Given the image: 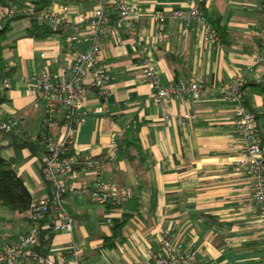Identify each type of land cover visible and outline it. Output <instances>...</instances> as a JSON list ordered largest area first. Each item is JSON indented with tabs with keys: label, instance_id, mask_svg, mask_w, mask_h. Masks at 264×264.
Returning <instances> with one entry per match:
<instances>
[{
	"label": "crops",
	"instance_id": "crops-1",
	"mask_svg": "<svg viewBox=\"0 0 264 264\" xmlns=\"http://www.w3.org/2000/svg\"><path fill=\"white\" fill-rule=\"evenodd\" d=\"M130 2L140 15L138 35L154 43L146 56L163 86L177 80L197 81L206 95L196 100L168 98L164 109L170 118L164 120L126 35L123 45L99 41L110 91L99 97L87 87L86 120L78 127L75 147L104 158L107 180L132 187L133 200L121 209V216L126 212L131 217L122 241L105 245L104 237L111 235L117 219L109 223L104 207L91 198L67 194L63 203L72 215L73 231L55 232L47 256L55 264H68L69 246L74 243L81 264H155L149 252L159 250V231L174 229L178 241L197 251L200 264H264V231L252 198L253 178L240 162L233 107L221 97L231 79L242 74L244 106L258 114L262 125L264 90L256 83L264 80V67L244 70L247 55L259 47L256 29L264 16L262 0H197L207 15L220 16L225 33L223 40L210 45L203 42L196 24L184 26L175 18L158 24L148 18L155 11L188 9L192 0ZM59 4L70 6L67 18L72 24L45 40L21 37L4 54L11 71L2 79L7 86L0 82V119L14 118L18 125L8 135L0 132V142L5 137L10 141L13 136L38 137L42 132L43 106L29 90L30 74L44 69L59 74L61 66L70 62L71 52H85L92 45L84 25L73 24V17L92 9L94 3L53 0L49 8ZM72 36L76 39L70 47ZM163 37L168 39L158 42ZM186 112L193 114L190 120H174ZM61 115L59 109L48 136L60 137ZM37 143L35 153L15 143L0 148L3 157L12 158L32 198L50 192L39 161L42 139ZM29 219V212L0 207V247L29 232L33 226ZM15 264L41 263L19 259Z\"/></svg>",
	"mask_w": 264,
	"mask_h": 264
},
{
	"label": "built area",
	"instance_id": "built-area-1",
	"mask_svg": "<svg viewBox=\"0 0 264 264\" xmlns=\"http://www.w3.org/2000/svg\"><path fill=\"white\" fill-rule=\"evenodd\" d=\"M74 2L88 0H73ZM94 3L92 9L78 13L73 17V24H81L92 41L91 47L85 52L74 51L70 54V62L60 68L59 74L49 70H39L29 76V90L36 102L43 106L42 132L40 137L43 150L39 161L43 180L51 186V192L40 198H32L29 216L32 228L18 239L4 243L0 247V264H15L19 259L35 260L41 264H55L50 256H41L35 250L37 244V229L41 220H46L52 231H73V218L65 208L63 197L67 194L87 196L106 210L105 218L109 223L121 217V209L132 196V187L117 184L104 176L103 157H93L80 152L76 147L78 127L85 122L86 114L83 107L86 101L87 87H93L99 97L110 91L111 79L105 64L100 58V40L105 39L115 46L123 45L124 36L136 51L140 59V69L147 80L153 98L162 110V118L169 115L164 109L166 100L170 97H180L186 100H196L206 95L204 87L197 81L177 80L163 86L159 72L151 59L146 56L154 43L145 42L137 32L139 13L130 0H90ZM70 6L59 4L56 7L35 11L26 10V14L45 19L57 28L71 23L67 18ZM15 16L12 7H0L1 16ZM148 18L158 24L175 18L182 25L196 24L201 29L205 44L218 43L217 32L212 28L197 0H192L188 9H173L169 13L155 11ZM256 33L259 37V47L247 55L244 70L253 72L257 67H264V16L258 24ZM75 36L69 38L68 45L72 47ZM168 37L158 42L166 41ZM41 56H44L41 54ZM245 79L242 74L235 75L227 88L222 92V99L229 102L234 110V128L240 138V162L244 164L253 178L252 198L257 206L258 222L264 231V142L259 132V121L256 115L247 110L243 103L242 86ZM7 86V81H2ZM61 109L62 133L54 138L47 135L49 129L56 124L55 114ZM193 114L186 112L177 116V123L190 120ZM16 122L13 119H0V132L10 133ZM264 128V120L262 121ZM8 137L1 140L0 145H7ZM174 229L159 231V250L149 252V257L155 264H200L197 251L183 245L176 239ZM70 259L68 264H81L78 258L79 249L74 243L69 246Z\"/></svg>",
	"mask_w": 264,
	"mask_h": 264
},
{
	"label": "trees",
	"instance_id": "trees-1",
	"mask_svg": "<svg viewBox=\"0 0 264 264\" xmlns=\"http://www.w3.org/2000/svg\"><path fill=\"white\" fill-rule=\"evenodd\" d=\"M52 1L53 0H0V7H12L16 11L15 16L9 17L5 15L0 17V82L11 71L7 67L4 54L8 49L14 46L17 39L29 37L35 40H45L63 32L62 28L55 27L45 19L26 14V10L28 9H33L35 11L48 9ZM260 9L264 13V0L261 2ZM204 14L209 20L212 28L217 32L219 41L223 40L225 33L223 28L219 25L220 16L217 14L207 15L205 12ZM62 38H65V36H62ZM65 43L67 44V42ZM170 58H174L173 55H171ZM256 85L259 86L260 90H264V80L256 83ZM254 114L257 119H259L258 114ZM12 119L15 120L14 118ZM15 122L16 125H18V121L15 120ZM258 129V133L264 142V129L262 125L259 124ZM25 133V131L22 132L23 135ZM38 139H41L40 135L31 138L24 135L21 136L20 139L14 138L13 136L11 139L12 142L10 141L8 144L15 143L35 153L38 148ZM2 146L5 145H0V148ZM45 183L51 192L50 184L47 181H45ZM130 199H132V196ZM130 199L128 201H130ZM31 200L32 196L27 190L22 177L17 174L12 158H5L0 154V207L17 213H28ZM130 217V213L124 212L121 218L113 222L111 235L104 237L105 245L113 246L115 241H122L123 228ZM30 222L32 223V220H30ZM37 230V244L35 250L39 255L47 256L54 232L51 227L47 225L46 220L40 221Z\"/></svg>",
	"mask_w": 264,
	"mask_h": 264
},
{
	"label": "rangeland",
	"instance_id": "rangeland-1",
	"mask_svg": "<svg viewBox=\"0 0 264 264\" xmlns=\"http://www.w3.org/2000/svg\"><path fill=\"white\" fill-rule=\"evenodd\" d=\"M55 128H56V127H55ZM12 226H13V227L16 226V223H14Z\"/></svg>",
	"mask_w": 264,
	"mask_h": 264
}]
</instances>
